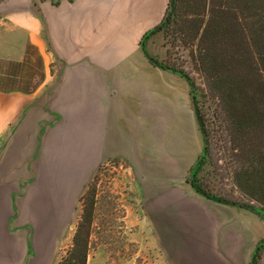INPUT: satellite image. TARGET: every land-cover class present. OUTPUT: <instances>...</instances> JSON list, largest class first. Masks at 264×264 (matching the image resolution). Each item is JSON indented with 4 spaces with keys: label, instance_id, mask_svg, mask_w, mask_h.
<instances>
[{
    "label": "crops",
    "instance_id": "1",
    "mask_svg": "<svg viewBox=\"0 0 264 264\" xmlns=\"http://www.w3.org/2000/svg\"><path fill=\"white\" fill-rule=\"evenodd\" d=\"M169 1L0 0V264H56L105 162L131 171L170 264L250 263L264 220L188 181L204 139L153 33Z\"/></svg>",
    "mask_w": 264,
    "mask_h": 264
},
{
    "label": "rangeland",
    "instance_id": "2",
    "mask_svg": "<svg viewBox=\"0 0 264 264\" xmlns=\"http://www.w3.org/2000/svg\"><path fill=\"white\" fill-rule=\"evenodd\" d=\"M175 1L171 24L159 31L166 48L163 62L184 72L193 82L208 134V153L195 177L189 175L188 181L193 178L204 192L214 197L255 207L261 215L226 204L264 220V109L248 101L250 111L247 112L245 103L244 107L238 105L226 113L221 107L222 100L207 92L206 77L200 68L201 51L213 48L214 43L219 49L224 47L222 39L212 41L204 31L211 0ZM231 2L244 14H252V0H215L217 5L224 6ZM218 17L217 20L221 19ZM35 70L39 76V70ZM29 76L24 83L33 86L30 79L33 76ZM237 76L235 72H227L223 79ZM238 99L241 101L240 96ZM248 116L252 117V123ZM230 117L236 121L235 125ZM130 172L124 163H102L82 196L76 223L66 234L56 264L72 248L80 226L89 235L88 264H170L142 209L141 196L134 192ZM210 246L213 249L210 256L215 258L213 253L219 251L220 244L211 241ZM257 264H264V247Z\"/></svg>",
    "mask_w": 264,
    "mask_h": 264
},
{
    "label": "trees",
    "instance_id": "3",
    "mask_svg": "<svg viewBox=\"0 0 264 264\" xmlns=\"http://www.w3.org/2000/svg\"><path fill=\"white\" fill-rule=\"evenodd\" d=\"M175 5V0L169 1L164 20L153 33L162 31L171 24L173 15L171 12L175 9ZM233 5H235L234 2L225 3V6L223 4L217 5L215 0H211L210 3V16L204 31L212 41L215 40L216 42V38L222 39L224 47L219 49L214 43L213 48L206 47L201 51L200 68L206 77V89L210 95H215L222 100V104H220L222 110L226 113L232 108L245 103L247 112L250 111V106H247L248 101H252V106L264 109V0H252V14L250 15L244 14L243 11H239ZM219 15L221 19H218L220 20L218 22ZM150 60L155 65H161L158 60L152 57H150ZM227 68L231 70L227 71ZM171 69L180 73L192 86L193 109L204 139L203 153L190 171V175L195 177L197 170L200 168V163L208 153L206 124L202 110L199 107L193 82L184 72L174 68ZM227 72H235L238 76L224 80L223 75ZM238 96H240L242 103ZM230 97L232 98L231 101L228 100ZM242 107L244 106L242 105ZM228 119L231 124H236L233 118ZM247 120L252 123L251 116H248ZM189 183L197 193L211 200L245 208L261 215V212L253 206L230 202L204 192L193 178L190 179ZM89 244V235H85L80 226L74 237L72 248L61 258L59 264H88ZM263 247L264 238L257 243L249 264L258 263Z\"/></svg>",
    "mask_w": 264,
    "mask_h": 264
}]
</instances>
